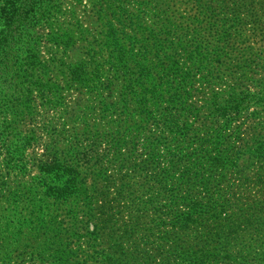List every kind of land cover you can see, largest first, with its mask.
I'll return each instance as SVG.
<instances>
[{
	"label": "rangeland",
	"instance_id": "rangeland-1",
	"mask_svg": "<svg viewBox=\"0 0 264 264\" xmlns=\"http://www.w3.org/2000/svg\"><path fill=\"white\" fill-rule=\"evenodd\" d=\"M197 1L167 0L165 5L161 0L158 6L154 0L50 4L57 11L56 21L33 30L37 64L49 65V72L37 73L33 85L25 87L17 101L25 114L13 123L24 137L14 148L22 149L25 174L6 166L4 142L11 136L0 135V199L19 190L23 199L33 202L30 207L23 201L19 213L1 203L11 225L36 238L37 256L25 255L16 263L69 264L68 238L74 235L80 238L72 246L81 264H101V253L118 264H161L144 251L156 245L148 235L162 232L152 219L163 201L153 200L151 188L164 177L167 155L195 160L201 152L192 143L191 131L205 138L209 129L220 128L205 110L222 104L227 95L244 98V111L232 118L233 126L251 123L261 111L254 101L246 103L248 93L254 99L264 96V0H213L212 7L221 11L218 24L212 21L213 36L207 21L198 16ZM114 14L121 16L111 18ZM158 17L172 18L173 24L167 26ZM109 18L110 26L105 25ZM232 26L233 37L226 43ZM212 40L222 51L205 55V42ZM184 41L185 51L178 47ZM196 47L199 52L191 60L188 53ZM119 48L126 67L114 73L108 68L118 62L114 58ZM234 59L249 62L241 70ZM77 63L102 65L101 72H82L84 81L69 87V68ZM169 70L172 77L163 85L158 78ZM186 78L190 80L180 89ZM183 91L186 98L174 100ZM169 112L171 122L180 123L172 134L156 126ZM260 117L264 126V111ZM151 146L159 150L153 159ZM55 163L60 164L57 169ZM69 168L78 180L74 195L67 193ZM47 169L51 175L45 174ZM26 181L32 182L35 194H29ZM106 236L115 239H99ZM135 252H140L137 261L132 259Z\"/></svg>",
	"mask_w": 264,
	"mask_h": 264
},
{
	"label": "trees",
	"instance_id": "trees-1",
	"mask_svg": "<svg viewBox=\"0 0 264 264\" xmlns=\"http://www.w3.org/2000/svg\"><path fill=\"white\" fill-rule=\"evenodd\" d=\"M0 1V135L11 136L10 141L4 142L8 144L3 150L8 159L6 166L12 172L17 170L25 174L26 164L22 149L14 146L24 138H20L21 134L16 130L15 124L16 120L25 114L26 108L19 106L17 101L25 92V87L33 85L32 79L37 73L49 72V65L38 62L40 66L37 67L35 56L37 41L33 30L44 25L51 26V23L56 21L57 11L50 6L53 0ZM162 2L167 4V0ZM162 2L154 0L157 6ZM197 3H199L197 9H200L198 16L207 21L208 31L213 36L221 11L218 6L212 7L213 0H198ZM120 16L121 14H114L111 18L119 19ZM111 18L105 25L110 26ZM157 20L167 26L173 24L172 18L158 17ZM82 21L81 18L75 22L80 25ZM233 26L227 29L226 43L233 37L232 32L235 31ZM187 44V41L180 42L178 47L185 51ZM221 44L226 46L224 42ZM205 46L203 50L205 55L210 52L214 55L222 51L214 40L205 42ZM217 48L220 51H217ZM198 50L196 47L194 52L188 53L191 60ZM125 58L124 51L119 48L118 56L114 58L118 62H111L108 70L116 73L125 68ZM233 62H236L237 68L244 70L249 61L234 59ZM49 63L52 64L53 60H49ZM101 66L75 64L69 68L72 80L69 87L84 81L83 73L87 74V70L101 72ZM170 77L172 76L169 70L158 80L164 85L170 81ZM189 80V78L182 80L180 89ZM154 88L158 90L157 87ZM186 95L187 92L183 91L175 95L174 100L185 99ZM248 96L250 99L246 103L254 101V105L260 107L263 112L264 96L260 99H254L249 93ZM243 99L227 95L222 104H214L206 109L205 111L210 110L215 120L222 126L209 129L205 138L200 136L198 131H191L195 134L192 143L199 145L201 153L192 161L179 155L168 154L163 179L159 178L160 181L152 184L151 189L155 192L153 200L163 201L162 204H157L158 217L152 220L162 232L157 237L148 235L147 240L156 242V245L151 251L144 252L153 254L161 264H264V126L261 123V111L252 116L253 121L249 124L240 126L230 124L233 117L244 111ZM9 117L12 120L7 119ZM172 118L169 112L163 115L156 126L159 130L172 134L180 127V123L171 122ZM183 137L182 140H185L186 135ZM155 147L150 148L152 159L156 157L155 151L159 154ZM59 165L54 164L56 169ZM47 170L45 174L51 175V170ZM70 171L67 193L74 195L77 193L78 180L74 170ZM23 185L29 194H35L32 182L26 181ZM3 198L7 199H0V264H18L15 261H19L25 255H36V238L32 233L23 234L17 231L11 225L6 208L1 203H8L9 212L19 213L23 201L30 207L33 202L23 199V193L19 190L9 192ZM29 230L32 232V228ZM111 238L113 237L106 236L99 239L106 242ZM68 239L67 261L69 264H81L75 260V248L72 246L80 238L71 235ZM92 240L93 238H88V242ZM139 254L140 252H135L133 261H137ZM140 257L144 256L140 255L139 259ZM100 262L118 264L106 253H101Z\"/></svg>",
	"mask_w": 264,
	"mask_h": 264
}]
</instances>
